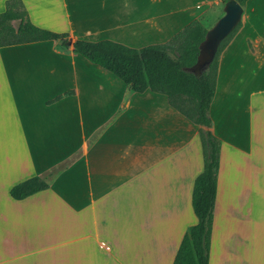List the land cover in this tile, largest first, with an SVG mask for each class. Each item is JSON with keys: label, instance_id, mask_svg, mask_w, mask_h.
<instances>
[{"label": "crops", "instance_id": "1", "mask_svg": "<svg viewBox=\"0 0 264 264\" xmlns=\"http://www.w3.org/2000/svg\"><path fill=\"white\" fill-rule=\"evenodd\" d=\"M21 2L39 27L131 48L166 43L194 19L208 29L224 6ZM242 9L218 54L208 109L220 142L209 264H264V0ZM200 128L166 95L131 91L70 46L0 47V264H172L197 221ZM34 175L48 187L12 198L11 187Z\"/></svg>", "mask_w": 264, "mask_h": 264}, {"label": "trees", "instance_id": "2", "mask_svg": "<svg viewBox=\"0 0 264 264\" xmlns=\"http://www.w3.org/2000/svg\"><path fill=\"white\" fill-rule=\"evenodd\" d=\"M225 1L221 0L223 4ZM235 1L243 8L247 0ZM14 21L17 26L13 25ZM240 25L241 21L221 41L212 61L200 72L193 74L185 68L196 62L198 45L207 30L200 19L191 21L166 43L131 48L111 40H72L68 33L39 27L31 22L21 0H7L4 10L0 12V47L52 40L68 48L66 42L71 39L72 52L110 71L131 91L143 92L149 89L166 95L172 107L203 127L199 129V136L204 167L194 179L191 194L197 221L184 232L172 264H209L220 142L210 130L208 109L215 91L218 54ZM185 41L187 44L182 51L175 53V49L182 47ZM186 102L193 103V114L184 108ZM104 127H100L95 136ZM78 157L75 156L74 160ZM47 187L48 183L44 179L34 175L13 185L10 195L20 200Z\"/></svg>", "mask_w": 264, "mask_h": 264}, {"label": "water", "instance_id": "3", "mask_svg": "<svg viewBox=\"0 0 264 264\" xmlns=\"http://www.w3.org/2000/svg\"><path fill=\"white\" fill-rule=\"evenodd\" d=\"M242 10V7L235 0L225 1L223 14L206 30L203 40L198 45L197 60L192 66L185 68L186 71L197 74L212 61L221 41L240 22ZM14 26H17V22ZM66 45H71V39L67 40Z\"/></svg>", "mask_w": 264, "mask_h": 264}, {"label": "rangeland", "instance_id": "4", "mask_svg": "<svg viewBox=\"0 0 264 264\" xmlns=\"http://www.w3.org/2000/svg\"><path fill=\"white\" fill-rule=\"evenodd\" d=\"M3 9V6H0V10ZM206 18V17H205ZM205 18H204V21H205ZM13 25H16V22L14 21L13 22ZM208 25V24H207ZM187 44V41H185V43L182 44V47L180 48H176L175 50V53H180L183 49V47ZM184 108L187 109L191 114H193V103L192 102H186L184 103Z\"/></svg>", "mask_w": 264, "mask_h": 264}]
</instances>
